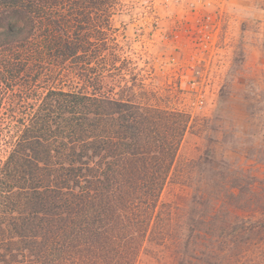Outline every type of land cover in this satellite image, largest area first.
<instances>
[{
	"label": "trees",
	"instance_id": "1",
	"mask_svg": "<svg viewBox=\"0 0 264 264\" xmlns=\"http://www.w3.org/2000/svg\"><path fill=\"white\" fill-rule=\"evenodd\" d=\"M1 1L0 264H264V180L224 135L179 161L198 117L121 55V0Z\"/></svg>",
	"mask_w": 264,
	"mask_h": 264
},
{
	"label": "rangeland",
	"instance_id": "2",
	"mask_svg": "<svg viewBox=\"0 0 264 264\" xmlns=\"http://www.w3.org/2000/svg\"><path fill=\"white\" fill-rule=\"evenodd\" d=\"M113 12L121 55L158 77L169 106L198 117L179 161L196 159L210 136L224 135L218 151L264 180V0H121ZM103 14L93 9V24ZM174 186L170 194L182 191Z\"/></svg>",
	"mask_w": 264,
	"mask_h": 264
}]
</instances>
